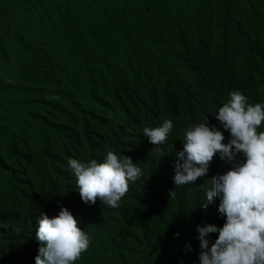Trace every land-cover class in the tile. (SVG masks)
I'll use <instances>...</instances> for the list:
<instances>
[{"label": "trees", "instance_id": "obj_1", "mask_svg": "<svg viewBox=\"0 0 264 264\" xmlns=\"http://www.w3.org/2000/svg\"><path fill=\"white\" fill-rule=\"evenodd\" d=\"M136 6L140 8L136 22L122 18L114 25V30L107 24L95 23V27L85 33L87 38L77 20L70 14L66 15L64 32L72 40L78 36L84 45L81 61L87 69L88 97H96L97 86L105 83L114 100L113 104L106 105L113 118L98 112L94 106H82L73 101L67 93V82L63 84L58 79L56 99L50 101L51 108L46 106L37 114L38 120L34 124L42 150L38 162H35L31 173L26 171L28 168L9 169L7 183L16 195L28 192L30 201L37 197L38 191L43 193L41 200L28 209L29 215H33L36 209L47 211L50 209L48 199L55 193L56 183L61 181L62 189H66L68 177L74 175L67 161L72 158L102 162L106 150L97 138L106 134L116 145L122 141L129 147L126 156L133 154L130 157L141 167L144 175L130 183V190L122 198L119 208H109L98 200L95 205L83 202L79 208L68 209L78 219V226L89 234L90 246L102 257L114 259L115 264H137L135 256L122 250L120 246L124 244L121 241L162 264H173V261L200 264L201 249L196 226L215 224L222 227L224 223V218L217 211L218 199L214 198L206 209L200 204L206 191L214 186L212 177L223 174L230 165L217 156L203 180L177 187L172 198H169L168 190L175 187L173 177L179 163L178 153L183 147L184 130L189 125L203 122L205 116L210 124L220 127L215 119L223 104L219 98V86L206 85L204 78L212 66L218 68L220 85L241 90L252 103H264V0H137ZM183 7L191 11L190 18L182 26L190 31V36L202 42L211 33H216L218 38L212 46L204 43L200 46V49L205 48L202 51L209 65L203 74L193 72L192 78L197 82L183 86L186 96L179 104L174 101L176 94L172 86L187 76L184 66L192 69L189 58L179 56L174 48L156 45L161 49L151 65L153 73L147 76L142 72V66L148 61H144L141 55L142 45L151 37L159 39L160 44H169L170 31L179 21L177 9ZM159 18L164 21L156 22ZM20 41L26 45L22 39ZM120 62L128 65L121 67ZM64 73L69 78L66 70ZM158 83H164L160 91ZM29 91L31 88L20 83L0 80V109L19 104L14 100L19 97L28 103L33 102V96L27 95ZM159 96L164 100L158 101ZM161 117L171 119L175 125L167 145L161 149L163 155L153 150L155 145L143 136L142 131L146 126H160ZM261 130L264 126L258 129ZM221 131L224 130L221 128ZM0 133L8 139L10 150L18 147L16 142L20 138L12 128L0 126ZM224 135L227 142L229 133L224 131ZM75 148L78 151L76 155ZM79 154H83L82 158L78 157ZM4 162L5 158L0 154V170L4 168ZM116 210H126L130 215L123 212L115 221L108 220ZM105 212H109L108 215ZM111 227L116 229L115 232H110ZM2 236L0 226V242ZM217 236L218 233H212L208 238L214 242ZM96 257V253L87 255L86 251L75 264H85Z\"/></svg>", "mask_w": 264, "mask_h": 264}, {"label": "rangeland", "instance_id": "obj_2", "mask_svg": "<svg viewBox=\"0 0 264 264\" xmlns=\"http://www.w3.org/2000/svg\"><path fill=\"white\" fill-rule=\"evenodd\" d=\"M136 3L137 0H0V80L10 84L20 83L23 87L31 88L27 95L33 96V102L28 103L19 97L14 99L19 104L13 105V103L0 109V126L12 128L20 138L16 142L18 147L10 150L6 141L8 139L0 133V154L5 158L4 168L0 170V226L3 234L0 242L1 264H35V257L38 255L40 246L36 240L40 213L44 212L52 217L58 215L61 206L70 209L84 205L76 187L74 175L68 177L66 189H62L61 181L56 183V191L48 199L50 209L47 211L36 209L33 215H29L28 209L41 200L43 193L38 191L37 197L30 201L28 192L16 195L12 190L15 194L13 197L10 185L7 183L9 169L25 170L28 168L26 171L31 173L35 162H38L42 150L39 138L34 131V124L38 120L37 114L46 106L51 108L50 101L56 99L57 90L55 88L58 85V79H61L63 84L67 82V93L73 101L82 106L87 104L94 106L98 112L110 119L113 118L106 105L113 104L114 100L105 83L97 86L94 95L96 97H88L85 79L87 69L81 61L84 45L78 36L74 40L67 37L63 29L66 15L70 14L77 20L79 28L87 38L85 33L95 27V23L107 24L114 30V25L118 24L122 18L131 23L136 22V16L140 10ZM177 11L179 21L170 31L169 44H160L159 39L151 37L146 44L142 45L141 57L144 61H148L147 65L142 66V72L147 76L153 73L151 65L155 61L157 51L161 49V46L155 47L156 45H162L163 48H174L179 56L189 58L192 69L188 70V66H184L187 76L183 77V81L172 86L176 94L174 101L182 104L186 96L183 86L195 85L197 80L192 78L193 72L199 71L203 74L209 65L202 51L205 48L200 49V46L203 45L202 43L212 46L218 36L216 33H211L203 42L196 40L189 35L191 33L187 28H182L190 18L191 11L187 7L177 9ZM160 21L163 22L164 19L159 18L156 22ZM21 39L25 42V46L20 43ZM119 48L117 51L120 50ZM120 64L121 67L128 65L126 62H120ZM64 70L69 74V78L66 77ZM219 76L218 68L212 66L205 73L204 78L206 85L213 88L219 86L217 88L220 91L219 98L224 103L232 90L228 89L225 84L220 85ZM157 85L160 91L164 83ZM157 99L163 101L164 97L159 96ZM97 139L106 150V154L109 150H115L119 155L129 153V147L123 145L122 141L116 145L115 141L106 134L100 135ZM77 153L75 148L74 154ZM132 155L130 153L131 157ZM81 156L83 154L78 155V157ZM86 160L88 159L84 161ZM123 212L130 215L126 210L121 212L116 210L107 219L115 221L121 217ZM105 213L108 215L109 212ZM109 230L115 232L116 229L111 227ZM193 236L196 237L195 234ZM121 242L124 244L120 246L122 250L130 256H135L137 264H162L129 246L126 242ZM3 247L7 252L2 249ZM92 247H89L87 255L96 253L98 257L94 260L89 259L85 264H115L114 259L102 257ZM173 264H179V262L173 261Z\"/></svg>", "mask_w": 264, "mask_h": 264}, {"label": "clouds", "instance_id": "obj_3", "mask_svg": "<svg viewBox=\"0 0 264 264\" xmlns=\"http://www.w3.org/2000/svg\"><path fill=\"white\" fill-rule=\"evenodd\" d=\"M228 96L215 114L220 127L210 124L205 116L203 122L184 130L173 177L175 187L168 190V195L172 198L177 187L203 180L218 156L230 167L212 177L214 186L206 191L200 206L206 209L214 198L218 199L217 211L224 223L222 227L196 226L200 264H264V130L258 131L264 126V103L250 102L239 89ZM161 120L160 126L142 130L155 145L153 150L160 152L175 127L171 119ZM221 128L229 133L227 142ZM67 163L76 177L81 200L89 206L99 200L109 208L121 207L130 183L144 175L130 156L114 150L107 151L102 162L70 158ZM78 225V219L66 207L61 206L58 215L52 217L41 212L35 264H75L80 260L89 250L91 238ZM212 233H218L214 242L208 238Z\"/></svg>", "mask_w": 264, "mask_h": 264}]
</instances>
